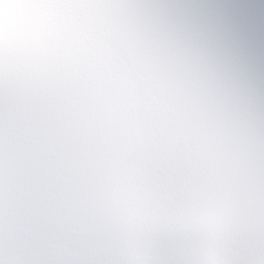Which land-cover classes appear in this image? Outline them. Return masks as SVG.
I'll return each instance as SVG.
<instances>
[{
    "label": "clouds",
    "instance_id": "obj_1",
    "mask_svg": "<svg viewBox=\"0 0 264 264\" xmlns=\"http://www.w3.org/2000/svg\"><path fill=\"white\" fill-rule=\"evenodd\" d=\"M0 264H264V0H0Z\"/></svg>",
    "mask_w": 264,
    "mask_h": 264
}]
</instances>
